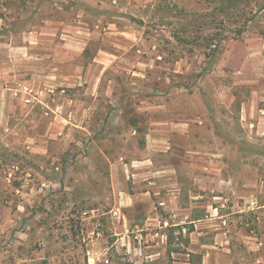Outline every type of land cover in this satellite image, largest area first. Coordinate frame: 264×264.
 I'll list each match as a JSON object with an SVG mask.
<instances>
[{"label":"rangeland","instance_id":"374dc122","mask_svg":"<svg viewBox=\"0 0 264 264\" xmlns=\"http://www.w3.org/2000/svg\"><path fill=\"white\" fill-rule=\"evenodd\" d=\"M219 1L0 0V264H88L108 244L110 163L140 162L156 130L155 163H182L174 122L213 120L197 150L264 167L239 115L264 108V0L210 22Z\"/></svg>","mask_w":264,"mask_h":264},{"label":"crops","instance_id":"0c3cea01","mask_svg":"<svg viewBox=\"0 0 264 264\" xmlns=\"http://www.w3.org/2000/svg\"><path fill=\"white\" fill-rule=\"evenodd\" d=\"M239 115L245 131L264 137V108L243 102ZM192 122L172 124L182 139L173 143L182 163H155L149 148L166 151L169 144L159 130L149 134L153 141L140 162L120 157L110 163L116 198L108 244L88 255L106 257L109 264H264V167L213 162L214 152L197 150L201 132L210 138L215 133L213 120L206 129ZM200 156L210 162L193 163ZM102 239L97 232L96 241Z\"/></svg>","mask_w":264,"mask_h":264},{"label":"trees","instance_id":"16d2710c","mask_svg":"<svg viewBox=\"0 0 264 264\" xmlns=\"http://www.w3.org/2000/svg\"><path fill=\"white\" fill-rule=\"evenodd\" d=\"M241 0H220L219 1V5H218V7H216L215 9H213L211 12H209V14H208V19H209V21L210 22H212V20H213V22H215L216 21V19L217 20H219L218 19V17L222 14V16L223 15H226V16H228V10H230V9H235L237 6H238V3L240 2ZM264 9V4L259 8V9H257V12H256V14H258V12H260L261 10H263ZM206 17H207V15H206ZM201 19H204V17L203 18H200V20ZM218 22H220L221 23V25H214L215 27L214 28H219V29H222L223 28V26H222V23H223V21H217V23ZM201 23H202V21H201ZM200 23V24H201ZM185 26V25H184ZM203 27H204V25H202ZM183 32L184 33H187V30L186 29H183ZM239 35H240V33H239ZM175 38L180 42V43H188V41H187V38L186 37H184L183 35L181 36L180 34H175ZM205 40L208 42H211L210 41V39H208V38H205ZM214 53L216 52V50H214L213 51Z\"/></svg>","mask_w":264,"mask_h":264},{"label":"built area","instance_id":"2783aa9c","mask_svg":"<svg viewBox=\"0 0 264 264\" xmlns=\"http://www.w3.org/2000/svg\"><path fill=\"white\" fill-rule=\"evenodd\" d=\"M109 264L110 261L106 257L92 256L88 258V264Z\"/></svg>","mask_w":264,"mask_h":264}]
</instances>
